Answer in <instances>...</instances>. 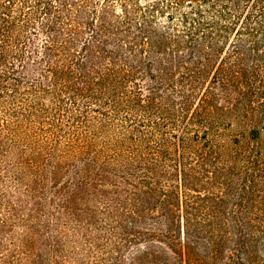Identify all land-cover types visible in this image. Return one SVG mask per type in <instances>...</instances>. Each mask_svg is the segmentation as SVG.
<instances>
[{"label": "trees", "instance_id": "1", "mask_svg": "<svg viewBox=\"0 0 264 264\" xmlns=\"http://www.w3.org/2000/svg\"><path fill=\"white\" fill-rule=\"evenodd\" d=\"M0 264H264V0H0Z\"/></svg>", "mask_w": 264, "mask_h": 264}]
</instances>
